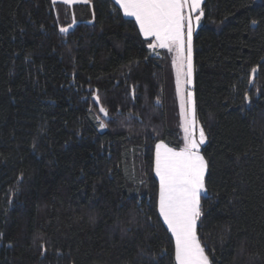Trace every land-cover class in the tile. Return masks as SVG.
<instances>
[{
    "label": "trees",
    "instance_id": "1",
    "mask_svg": "<svg viewBox=\"0 0 264 264\" xmlns=\"http://www.w3.org/2000/svg\"><path fill=\"white\" fill-rule=\"evenodd\" d=\"M201 9L197 234L212 264H264V0ZM149 42L112 0H0V264H175L153 169L183 129Z\"/></svg>",
    "mask_w": 264,
    "mask_h": 264
},
{
    "label": "snow or ice",
    "instance_id": "2",
    "mask_svg": "<svg viewBox=\"0 0 264 264\" xmlns=\"http://www.w3.org/2000/svg\"><path fill=\"white\" fill-rule=\"evenodd\" d=\"M55 3L56 0H53ZM71 7L88 0H61ZM126 17H133L139 33L149 40L148 48L167 49L174 53L177 95L180 98L181 127L184 129V147L176 151L163 142L155 145L154 173L159 180L157 209L159 217L175 245V264H212L198 238V221L202 216L201 199L206 193L205 176L208 162L200 154L205 143L203 128L195 138V107L191 90L193 77V21L200 23L204 15L202 0H115ZM255 24L256 22L253 21ZM67 28H60L66 33ZM256 68L252 69L255 73ZM187 85V88H182ZM251 83V80L249 81ZM97 104L98 96H93ZM250 97L244 96L249 102ZM105 116L107 109L100 108ZM189 124L193 131L188 132ZM107 125L100 123L101 128Z\"/></svg>",
    "mask_w": 264,
    "mask_h": 264
},
{
    "label": "rangeland",
    "instance_id": "3",
    "mask_svg": "<svg viewBox=\"0 0 264 264\" xmlns=\"http://www.w3.org/2000/svg\"><path fill=\"white\" fill-rule=\"evenodd\" d=\"M203 1V0H202ZM201 24V20L199 24L195 23V20L193 21V27H194V31L199 27V25ZM68 31L70 30V27L67 28ZM163 51H167V50H163ZM169 55H170V59L172 61V64L170 66V71L168 72V76H167V87H166V97H169V101L171 100L173 102V104L176 106V109L178 111V113L180 114V98L177 95V84H176V69H174L173 67V57H174V53H170L168 51ZM168 81L170 83H168ZM192 81H193V77H192ZM169 85V87H168ZM182 88H187V85H183L182 83ZM191 89H192V85H191ZM197 127V132L199 135V131L200 128L198 126Z\"/></svg>",
    "mask_w": 264,
    "mask_h": 264
},
{
    "label": "crops",
    "instance_id": "4",
    "mask_svg": "<svg viewBox=\"0 0 264 264\" xmlns=\"http://www.w3.org/2000/svg\"><path fill=\"white\" fill-rule=\"evenodd\" d=\"M53 1V0H52ZM115 4H116V2H115V0H112ZM55 3H62L61 2V0H56V2ZM82 2H78V3H75V4H81ZM64 4V3H63ZM117 6H118V8H119V5L118 4H116ZM120 9V8H119ZM121 10V9H120ZM121 12H122V10H121ZM122 14H123V12H122ZM126 17V16H125ZM127 18H129V19H132L134 22H135V19L133 18V17H127ZM135 24H136V22H135ZM137 26V25H136ZM138 27V26H137ZM138 30H139V28H138ZM142 37V36H141ZM143 39H145L144 37H142ZM158 50H167V49H162V48H157ZM168 51V50H167ZM183 129V128H182ZM192 131H193V128H192V126H191V124H189V127H188V132H189V134H191L192 133ZM198 130H197V127L195 126V138L198 140L199 139V135H198V132H197ZM184 137H185V132H184V129H183V147H184ZM182 147V148H183ZM200 147H201V145H200ZM176 151H179V150H176ZM154 160H155V156H154ZM154 175H155V173H154ZM156 177V176H155ZM156 179H157V181H158V192H159V180H158V178L156 177ZM159 214V213H158ZM161 219V218H160ZM161 221H162V219H161ZM162 223H163V221H162ZM165 227H166V225H164ZM166 229H167V227H166ZM171 235V234H170ZM174 258H175V245H174Z\"/></svg>",
    "mask_w": 264,
    "mask_h": 264
}]
</instances>
